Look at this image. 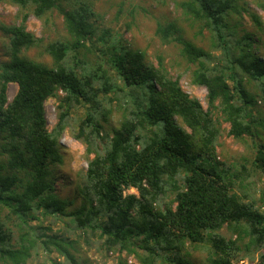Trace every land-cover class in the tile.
<instances>
[{"label": "trees", "instance_id": "trees-1", "mask_svg": "<svg viewBox=\"0 0 264 264\" xmlns=\"http://www.w3.org/2000/svg\"><path fill=\"white\" fill-rule=\"evenodd\" d=\"M0 1L26 10L5 28L7 59L0 62V264H27L40 248L83 264L68 249L76 251L80 239L99 250L125 251L138 264H196L187 245L206 248L202 264H243L244 258L264 264V209L244 182L250 171L227 167L215 154L226 122L233 139L251 140L252 165L264 173V116L256 113L257 101L264 110V40L240 27L246 7L239 0L181 2L218 54L186 38L174 21L155 29L176 45L191 83L206 89V108L160 57L153 63L120 37L98 35L90 7ZM258 5L264 12V0ZM52 9L62 14L68 35L46 45L47 64L25 55L43 41L26 30L25 20ZM249 16L263 29L255 12ZM9 83L17 86L10 100ZM54 96L59 102L49 129L44 106ZM73 124V136L91 157L76 184L79 205L68 208L74 200L58 195L51 166L62 163L59 138ZM129 188L137 193L124 192ZM261 195L264 200V188ZM44 216L62 221L61 230L32 223Z\"/></svg>", "mask_w": 264, "mask_h": 264}, {"label": "rangeland", "instance_id": "rangeland-1", "mask_svg": "<svg viewBox=\"0 0 264 264\" xmlns=\"http://www.w3.org/2000/svg\"><path fill=\"white\" fill-rule=\"evenodd\" d=\"M183 0H59V3L67 7L88 6L94 12L98 35L109 32L111 39L120 37L122 44L133 49L144 51L146 57L153 63H156L158 57L161 58L164 67L168 73L178 78L182 89L190 96L197 98L203 107L206 108V89L190 81L189 68L178 54V49L172 42H163L155 33L156 26L159 22L174 21L183 30L186 38L192 40L197 45L212 54H218L210 44L208 32L202 29L198 23L193 22L183 12L181 2ZM263 0H239L240 4L246 7L240 18V27L245 31L255 34L260 41L264 40V12L258 5ZM255 12L263 23V29H258L253 24L249 16L250 12ZM26 10H20L16 5L8 1H0V62L7 59L8 34L5 31L7 26L19 23L23 18ZM26 30L34 34L35 37L42 39L40 46L32 47L24 53L27 57L35 60H41L51 64L50 56L45 52L48 43L58 39H64L68 34L65 29L62 14L58 9H52L44 18L40 19L33 14H28L25 20ZM97 36V32H96ZM94 37V40L96 39ZM99 41V40H98ZM97 42V41H96ZM260 43V42H259ZM257 43L259 54L262 52V45ZM100 46V41L96 43ZM255 45V44H254ZM92 63L95 56L88 55ZM249 85V84H248ZM16 84L9 83L6 90L7 99L10 100L16 92ZM250 91H255L254 86L249 85ZM58 95H62L61 92ZM59 97H50L45 102V118L47 127L50 129L56 120ZM257 111L264 116L262 103L257 101ZM76 116V113L74 114ZM118 114L115 113L112 118V125L117 124ZM75 125L69 126L60 136V151L62 154V163L51 166L52 177L56 182L57 193L62 198L74 200L72 208L79 205V197L76 195V184L80 175L87 167V161L90 154L85 151L84 144L73 136ZM105 129L108 127L105 125ZM228 123H222L221 134L217 139L215 154L217 158L225 163L227 167L242 170L241 166L249 169L250 175L244 181L247 183L250 194L257 200V205L264 209V200H261L262 189L264 188V173L252 165L255 148L249 138L242 141L233 139L229 134ZM264 143V136H262ZM4 158L0 154V161ZM254 168V169H253ZM244 173V172H242ZM126 193H137L134 188L126 189ZM6 212L3 213V216ZM32 223L50 225L53 231H59L63 227L62 221L53 217H41V221ZM50 232V231H49ZM48 232V233H49ZM221 232L226 233L225 228ZM71 238H77L75 234ZM77 250L68 248L71 253L83 262V264H138L136 258L123 251L121 253L98 249L97 247H88L80 239ZM52 250L54 248L52 247ZM187 256L196 264H202L206 257V248L203 245H187ZM38 256L31 257L27 264H53L58 261L61 264H68L64 256L57 251L45 254L42 249H38ZM241 263L247 264V258L240 260Z\"/></svg>", "mask_w": 264, "mask_h": 264}]
</instances>
